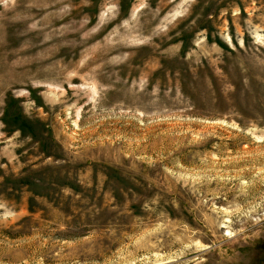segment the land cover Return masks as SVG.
<instances>
[{
    "label": "rangeland",
    "instance_id": "obj_1",
    "mask_svg": "<svg viewBox=\"0 0 264 264\" xmlns=\"http://www.w3.org/2000/svg\"><path fill=\"white\" fill-rule=\"evenodd\" d=\"M0 264H264V0H0Z\"/></svg>",
    "mask_w": 264,
    "mask_h": 264
}]
</instances>
